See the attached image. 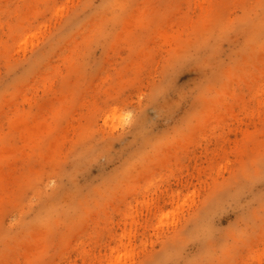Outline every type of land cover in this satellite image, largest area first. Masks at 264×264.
Listing matches in <instances>:
<instances>
[{"label": "rangeland", "instance_id": "1", "mask_svg": "<svg viewBox=\"0 0 264 264\" xmlns=\"http://www.w3.org/2000/svg\"><path fill=\"white\" fill-rule=\"evenodd\" d=\"M0 264H264V0H0Z\"/></svg>", "mask_w": 264, "mask_h": 264}]
</instances>
